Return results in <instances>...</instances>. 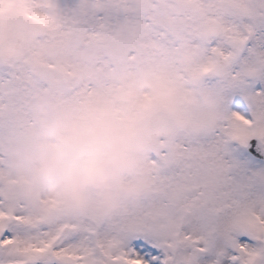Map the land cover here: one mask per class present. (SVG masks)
<instances>
[{
  "label": "snow or ice",
  "instance_id": "6c2138e0",
  "mask_svg": "<svg viewBox=\"0 0 264 264\" xmlns=\"http://www.w3.org/2000/svg\"><path fill=\"white\" fill-rule=\"evenodd\" d=\"M181 27L197 33L207 26L213 39L196 42L200 59L191 76L215 74L227 66L250 112H226L214 128L185 142L181 160L170 155L171 128L158 137L150 163L156 206L146 205L115 222L96 214L55 223L52 209L36 212L14 187L0 178V264H264V89L250 74L264 69V50L252 46L264 27V0H183ZM101 9L108 14L101 16ZM123 0H19L0 14V115L10 131L27 127L20 106L32 84L28 70L43 82H62L65 67L33 54L29 36L45 30L67 49L75 36L104 42L120 23ZM165 22L162 20V23ZM149 32L137 50L158 51ZM23 55L27 69L16 58ZM243 157V159H241ZM201 166L193 173L184 164Z\"/></svg>",
  "mask_w": 264,
  "mask_h": 264
},
{
  "label": "rangeland",
  "instance_id": "374dc122",
  "mask_svg": "<svg viewBox=\"0 0 264 264\" xmlns=\"http://www.w3.org/2000/svg\"><path fill=\"white\" fill-rule=\"evenodd\" d=\"M18 2L19 0H0V14H3V12L8 9L5 8V5H15ZM105 2H111V0H105ZM53 3L58 7H62L64 0H53ZM123 3L126 5V9L119 14L120 23L115 27L114 31L106 34L104 42H96L87 39L85 36H75L71 40L70 46L66 49L60 43L59 39H53L45 30H38L29 36L28 39L33 54L50 64H57L65 67L67 74H74L71 65L65 66V62L68 58L72 59V64H81V69L77 70L75 75L72 74L73 76L68 77V84L65 83L63 90L66 93L68 92V96L70 94L72 98L75 97L74 95H78L75 103H83V108H77L71 101L65 100L64 98L62 99L61 96L58 97V94H54L52 98L53 101L57 103V107L54 106L52 116L49 117L51 124L48 120H43L41 125L42 127L44 126V129H42V131L44 130L43 132L33 133L30 131L24 134L25 139L23 146L26 158L28 156L32 157L37 155V149L34 146L36 142L40 145V151L46 150L51 152L53 157L61 146L64 147V139L67 136H72L75 140L76 149L81 145H86L89 148L106 147L109 163L111 165L120 163L125 171V175H129V178L130 174H134L146 168L153 180L150 163L154 159V150L157 142L149 148L135 149L133 153L128 151V145L134 144L136 140L143 135L148 117L153 112L159 110L165 111L170 114L176 122V130L173 136L168 138L170 155L174 160H181V152L187 140L202 136L203 128L194 127L191 132H185L178 126L179 121L189 119L191 113L184 110L179 105L176 97L168 95L171 89L169 84L165 87L156 88L154 94H149L148 91H145L144 95L147 97V104L144 109L142 108L138 113L132 110L124 114L120 109L121 99L123 98L118 93L122 85L126 83L124 78L127 74L120 78L117 74L118 71H116L117 68L115 69L117 63L116 66L114 63H109L106 68H104V63H107L109 60L112 61V59L113 61L114 59L117 61V55L114 53L116 46L117 48L120 46H125V48L129 46L137 50V46L139 45L137 39L139 35L141 32L144 33L148 31L145 25L149 22L156 21L154 18L163 16L162 10L159 8L160 5L164 9L168 7L162 0H123ZM182 3L183 2L177 3V8H182ZM107 14L108 9H101L99 12L101 16ZM143 17H146L145 19H147V21L143 22L142 19L138 20V18ZM145 28L146 31L144 30ZM152 29L153 27L150 26V31ZM195 34L196 33L184 32L181 24L176 34V39L180 42V47L176 49L177 53H175V59L182 64L183 77L188 74L184 70L186 69L185 48L189 41L193 42V47L196 46L194 40ZM258 42L263 43V46L259 50H264V27L259 28L256 32L255 38L252 41V46L257 48L256 45ZM16 62L21 67L27 69V62L23 55L17 57ZM91 62L96 63V65L94 67L89 66L88 64ZM102 64L104 67H102ZM27 72L29 74L28 76H31L36 85L42 88V90H46L50 84L55 87L60 83L55 80L43 82L37 72L32 70H28ZM126 72H130L129 68ZM206 79L209 84L215 82L214 74H209ZM252 86L258 89H264V80L255 82ZM23 104L26 106V101H24ZM23 104L21 108L24 110L26 108ZM64 104L74 106L73 109H69L65 117H63L61 112V108H64ZM245 108L250 109L249 104L247 100L239 94H233L224 106L226 112L240 111L244 113ZM110 109L119 110V114L116 115L111 122L98 126L91 121L94 116L96 119H99L98 116L96 117L98 113L102 111L107 112ZM49 111L50 109L47 113H49ZM30 123H32V121ZM42 135L48 136V139L43 141ZM1 159L9 162L12 166L13 160L17 159V156L10 151L9 153H0V160ZM241 159H243V157H241ZM201 163L202 162L198 159L187 161L184 164L186 172L193 173L197 171ZM149 206L155 208L156 201Z\"/></svg>",
  "mask_w": 264,
  "mask_h": 264
},
{
  "label": "clouds",
  "instance_id": "9594fccd",
  "mask_svg": "<svg viewBox=\"0 0 264 264\" xmlns=\"http://www.w3.org/2000/svg\"><path fill=\"white\" fill-rule=\"evenodd\" d=\"M10 5H5V8ZM213 33L202 26L195 34V43L208 44ZM185 63L197 72L200 59L193 42L185 48ZM256 80H264V69L256 66L250 73ZM215 82L209 84L207 76H192L185 82H177L168 95L177 98L179 105L191 113L189 119L179 121L185 132L194 127L214 128L220 120L225 103L233 94L247 96L230 74L227 66L219 65L214 74ZM8 176L15 181L14 187L33 206L36 212L52 209L51 218L63 223L96 214L109 222H115L134 210L155 203L153 180L145 168L125 175L120 163L111 165L106 147L75 148L61 146L48 159H14Z\"/></svg>",
  "mask_w": 264,
  "mask_h": 264
},
{
  "label": "bare ground",
  "instance_id": "6f19581e",
  "mask_svg": "<svg viewBox=\"0 0 264 264\" xmlns=\"http://www.w3.org/2000/svg\"><path fill=\"white\" fill-rule=\"evenodd\" d=\"M162 1L165 2L166 6H168L166 9H164L160 5L159 8L162 10L163 16L154 18L156 20L154 22H147L148 24L145 26L147 27L148 31L144 33L141 32L139 38L137 37L138 39H136L138 41V44H141L140 42L145 41L150 32V26H152L153 29L151 30V32L159 31L161 33H165L170 36L171 42H169L168 39L154 38L152 43L156 45L158 51L148 56L143 55L142 51L135 50L134 47L131 48L127 46L125 48V46H120L117 48L116 46L114 53L115 55H117V61L115 59L114 61L113 59L112 61L109 60L107 61V63H104L105 67L102 64V67L106 68L109 63H114L115 66L117 63V67H115V69L117 68L116 71H118L117 74L120 76V78L124 77V75L127 74V76H125L124 78L126 83L122 85L118 93L123 98L121 99L120 109L124 114L132 110L138 113L142 108L144 109L147 104V97L146 95H144L145 91H148L149 94H154L156 88L165 87L168 84L171 88L177 82H185L192 77L190 75L191 70L187 66L184 70L188 74L187 76L184 75L185 77H183L182 64L175 59V53H177L176 49L180 47V42L176 39V34L178 33L179 26L181 24L180 18L183 12V8H177L176 5L179 2H183V0ZM145 18L146 17L138 18V20L142 19V21L145 22L147 21V19ZM162 20L165 22L162 23ZM144 30L146 31V28ZM262 46V42H258V44L256 45L258 49H260ZM71 60L72 59L68 58L65 62V66L71 65L74 74H63L61 78L62 82L58 83V86L53 87V85L50 84V86L46 90H42V88L38 87L33 78L31 76H28V72L26 73V79H30L32 81V84L29 86V89L23 99V102L26 101L27 105L25 106L22 103L26 108L24 110L28 113L29 116L27 127L16 129L15 131H10L5 123L7 119L6 115H0L1 154H4L5 152L9 153L10 151H12L13 154L17 156V159L29 158V156L26 158V153L24 152V134L30 131H32L33 133H41L42 129H44V126H41L43 120H48V122H50L49 117L52 116L54 106L57 107V103H55L52 98L54 94H58V97L61 96L62 99L64 98L65 100L71 101V103L77 108H83V103H75L78 95H74L75 97L72 98L70 94L68 96V92L66 93L63 90V88L65 87V83L68 84V77L75 75L77 73V70L81 69V64H72ZM88 65L94 67L96 63L91 62ZM128 68L130 71L129 73L126 72ZM70 108L73 109L74 106L64 104V108H61L63 117L67 115ZM49 109L50 111L49 113H47ZM118 114V109H110L107 112L102 111L96 115V117L98 116L99 119H96L94 116L91 121L98 126L104 125L105 123L114 120L115 116ZM31 121L32 123H30ZM41 137L43 141L45 139H48V136L45 135H42ZM34 146L37 149V155L32 156L31 158H34L36 161L48 159L51 162V152H48L46 150L40 151V145L37 142L34 143ZM11 167L12 166L9 162L1 159L0 178L10 179L8 173Z\"/></svg>",
  "mask_w": 264,
  "mask_h": 264
},
{
  "label": "water",
  "instance_id": "95a60500",
  "mask_svg": "<svg viewBox=\"0 0 264 264\" xmlns=\"http://www.w3.org/2000/svg\"><path fill=\"white\" fill-rule=\"evenodd\" d=\"M166 128H171L174 131L175 123L173 119L163 112L155 113L148 122L144 138L138 141L139 147H146L154 143L158 139V137H162L159 134L163 129ZM67 141V145L70 148H73L72 139H69ZM130 151H132V147H130Z\"/></svg>",
  "mask_w": 264,
  "mask_h": 264
}]
</instances>
